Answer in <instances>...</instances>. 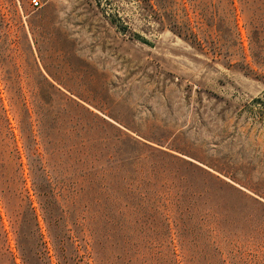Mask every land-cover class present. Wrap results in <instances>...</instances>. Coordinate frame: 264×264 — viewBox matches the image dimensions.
Masks as SVG:
<instances>
[{
  "label": "rangeland",
  "instance_id": "374dc122",
  "mask_svg": "<svg viewBox=\"0 0 264 264\" xmlns=\"http://www.w3.org/2000/svg\"><path fill=\"white\" fill-rule=\"evenodd\" d=\"M0 264H264V0H0Z\"/></svg>",
  "mask_w": 264,
  "mask_h": 264
},
{
  "label": "built area",
  "instance_id": "2783aa9c",
  "mask_svg": "<svg viewBox=\"0 0 264 264\" xmlns=\"http://www.w3.org/2000/svg\"><path fill=\"white\" fill-rule=\"evenodd\" d=\"M33 7H39L42 4V0H31Z\"/></svg>",
  "mask_w": 264,
  "mask_h": 264
},
{
  "label": "trees",
  "instance_id": "16d2710c",
  "mask_svg": "<svg viewBox=\"0 0 264 264\" xmlns=\"http://www.w3.org/2000/svg\"><path fill=\"white\" fill-rule=\"evenodd\" d=\"M152 6V5H151ZM154 10V9H153ZM174 22V21H173ZM126 27V26H125ZM125 27H124V29H125ZM173 27H175L174 29L176 30V31H179V30H177V29H181V26H180V24H178L177 22H175L174 24H173Z\"/></svg>",
  "mask_w": 264,
  "mask_h": 264
}]
</instances>
